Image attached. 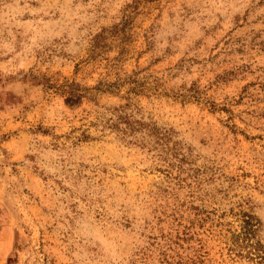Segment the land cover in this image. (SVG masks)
<instances>
[{
  "label": "rangeland",
  "instance_id": "obj_1",
  "mask_svg": "<svg viewBox=\"0 0 264 264\" xmlns=\"http://www.w3.org/2000/svg\"><path fill=\"white\" fill-rule=\"evenodd\" d=\"M0 264H264V0H0Z\"/></svg>",
  "mask_w": 264,
  "mask_h": 264
},
{
  "label": "trees",
  "instance_id": "obj_2",
  "mask_svg": "<svg viewBox=\"0 0 264 264\" xmlns=\"http://www.w3.org/2000/svg\"><path fill=\"white\" fill-rule=\"evenodd\" d=\"M75 89V87H70L69 90H66L68 96L65 98V102L68 105H75L78 99L81 97L79 94L75 93ZM127 108L128 107L125 104L111 108L110 115L107 117L103 116L101 120L108 127L120 131L122 138L127 136L128 132H137L142 131L143 129H146L148 134L158 136L159 131L154 125L135 118L132 113L127 111Z\"/></svg>",
  "mask_w": 264,
  "mask_h": 264
}]
</instances>
